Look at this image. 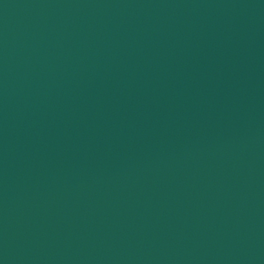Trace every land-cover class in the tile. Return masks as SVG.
I'll list each match as a JSON object with an SVG mask.
<instances>
[{"label": "water", "instance_id": "95a60500", "mask_svg": "<svg viewBox=\"0 0 264 264\" xmlns=\"http://www.w3.org/2000/svg\"><path fill=\"white\" fill-rule=\"evenodd\" d=\"M0 264H264V0H0Z\"/></svg>", "mask_w": 264, "mask_h": 264}]
</instances>
